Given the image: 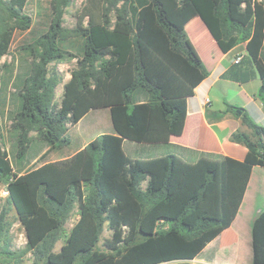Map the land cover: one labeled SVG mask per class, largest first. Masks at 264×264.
Masks as SVG:
<instances>
[{"label": "trees", "instance_id": "trees-1", "mask_svg": "<svg viewBox=\"0 0 264 264\" xmlns=\"http://www.w3.org/2000/svg\"><path fill=\"white\" fill-rule=\"evenodd\" d=\"M27 2L0 0V59L9 51L15 28L32 26L31 17L23 14ZM72 2L50 1L47 30L25 44L24 56L10 73L14 88L21 82L10 92L19 107L11 115L12 147L21 160L35 140L41 141L39 161L70 143L68 123H76L95 100L76 116L73 107L64 105L68 88L93 94L101 86L114 130L69 157L33 167L29 161L17 170L0 144V181L25 227L27 250L36 263L46 264H195L193 259L234 221L253 167H264L261 128L241 115L249 130L236 129L231 140L248 148L243 160L130 157L125 139L168 142L183 133L188 99L209 71L191 48L187 31L170 19L160 0H88L77 27L70 29L64 15ZM170 2L172 13L176 2L190 3L223 52L245 42L246 55L225 76L245 82L257 71L264 89V1ZM70 55L77 57L78 67L57 102L61 77L50 74L49 65ZM8 86L9 81L0 85V107ZM75 206L79 218L56 251ZM3 217L0 238L6 232ZM105 225L112 232L104 240L108 250L98 247ZM252 239V264H264V209L253 221ZM0 245L12 257L8 242Z\"/></svg>", "mask_w": 264, "mask_h": 264}, {"label": "crops", "instance_id": "crops-1", "mask_svg": "<svg viewBox=\"0 0 264 264\" xmlns=\"http://www.w3.org/2000/svg\"><path fill=\"white\" fill-rule=\"evenodd\" d=\"M175 7L176 10L170 19L187 31L188 42L208 69L209 75L195 88L194 95L188 99V114L181 135H172L168 142L158 143H141L125 139L123 147L132 158L177 154L192 163L202 157L220 159L231 156L243 160L248 148L242 143L231 140V134L236 129L249 130L242 123L241 115L246 113L261 128L264 136V89L258 72L255 71V75L245 82L225 76L227 70L238 63L237 58L242 59L246 55V43H240L228 52H223L190 3L176 2ZM196 27L201 28L204 35L216 47L218 54L201 53L197 47L198 41L196 42L194 38L196 35L193 30L197 31ZM70 80L71 77L64 82L60 81L57 85L56 94H62L60 101L63 98L65 84ZM97 89L100 91L99 98L74 124L76 130L69 131L71 142H77L78 150L95 139L84 137L90 135L92 130L105 127L106 129H102L99 134L114 130L110 106L101 93L102 87L99 86ZM229 106H234L235 109L228 110ZM238 109L241 110V114L237 112ZM225 110L228 111L223 113ZM262 209H264V167L255 165L234 221L230 227L210 241L193 262L238 264L239 261L245 260L246 264H252V224Z\"/></svg>", "mask_w": 264, "mask_h": 264}, {"label": "rangeland", "instance_id": "rangeland-1", "mask_svg": "<svg viewBox=\"0 0 264 264\" xmlns=\"http://www.w3.org/2000/svg\"><path fill=\"white\" fill-rule=\"evenodd\" d=\"M50 1L51 0H28L25 10L23 14L30 16L32 19V26L27 30H22L18 27L13 31L12 42L9 47V51L6 55H4L0 59V85L9 81V86L6 92V102L2 104L0 107V144L2 147L10 154V158L15 165V169L17 170L20 165H25L27 162L34 163L30 167L35 165H40L44 161H52L59 160L74 154L78 148L76 141H70L69 144L63 147L53 148L48 151L46 157L37 161L40 157L41 150L43 148V144L39 140H35L28 152L27 157L22 158L21 160L16 156L15 147H12L14 142V132L12 131V122L11 115L18 111L19 107L14 105L12 94L10 92H14V89L18 88L20 85V81L15 85L12 84V79L10 77V73L16 71L18 66V60H21L22 56H24L25 51L23 47L25 44L32 43L34 40L44 33L47 30L49 25V20L47 15L50 12ZM169 13H172V5L171 2L175 0H160ZM264 1V0H262ZM88 3V0H73V2L67 7L66 13L64 15V26L70 29H74L77 27L78 21L80 19V15L83 13L84 6ZM88 17L85 19V24H87ZM195 27V26H194ZM33 29V31H31ZM197 31L195 32V41H198V49L202 54H218L216 47L213 43L204 35L201 28H195ZM200 34V35H199ZM199 36V37H198ZM76 36L72 35L70 40L75 41ZM68 50L72 53H76L77 49L73 47H68ZM78 67L77 57L73 55L67 56V58L52 62L49 65L50 74L53 72H58L61 77V81L64 82L68 78L71 77V72ZM99 91L93 92H81L76 90H71L68 88L67 97L65 99L64 105L65 107H73L74 115L81 114L86 111L89 106H91L92 101H96L99 96L97 95ZM90 94V95H89ZM62 94H56V101L60 102ZM85 119L84 122H86ZM74 124L72 121L68 123V134L69 131L76 130L74 128ZM97 130H92L90 135L86 137V139H94L98 135H100V131L103 128H96ZM30 134L32 136H36L37 133L35 131H31ZM37 161V162H36ZM9 193L6 189V185L0 181V220H2V216L4 223L6 225V232L2 234L0 238V244L7 243L9 244L8 250L13 252L12 257L8 253L2 251L0 247V264H46L44 261H35V256L31 250H27V237L25 232V227L19 220L17 211L13 206L11 200L8 197ZM79 218V207L75 206L73 211L71 212L68 220L65 223V235L56 243L54 250H60L61 244L64 243L70 229L73 224ZM112 235L111 230L108 229V226L105 225L104 231L102 233L101 239L99 241L98 247L102 250H108L104 245V240ZM1 246V245H0ZM238 264H246L244 261H239Z\"/></svg>", "mask_w": 264, "mask_h": 264}, {"label": "built area", "instance_id": "built-area-1", "mask_svg": "<svg viewBox=\"0 0 264 264\" xmlns=\"http://www.w3.org/2000/svg\"><path fill=\"white\" fill-rule=\"evenodd\" d=\"M240 59H241V57H238V58H237V60H236V62H239V61H240Z\"/></svg>", "mask_w": 264, "mask_h": 264}, {"label": "water", "instance_id": "water-1", "mask_svg": "<svg viewBox=\"0 0 264 264\" xmlns=\"http://www.w3.org/2000/svg\"><path fill=\"white\" fill-rule=\"evenodd\" d=\"M237 112H238L239 114H241V110H240V109H238Z\"/></svg>", "mask_w": 264, "mask_h": 264}]
</instances>
